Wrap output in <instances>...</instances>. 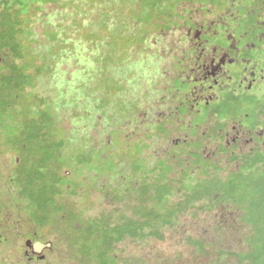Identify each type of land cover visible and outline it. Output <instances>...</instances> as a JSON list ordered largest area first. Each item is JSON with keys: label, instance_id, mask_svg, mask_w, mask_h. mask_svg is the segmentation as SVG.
<instances>
[{"label": "trees", "instance_id": "1", "mask_svg": "<svg viewBox=\"0 0 264 264\" xmlns=\"http://www.w3.org/2000/svg\"><path fill=\"white\" fill-rule=\"evenodd\" d=\"M155 1L150 0L148 11L136 17L134 21L121 18L120 8L115 9L116 19L107 13L109 20L105 25L112 30H118L114 33V37L118 36L117 40L140 26L142 27L140 40L147 41L150 34L157 39L158 44L162 36L157 35L152 22L150 27L153 29V34H151L147 27V23L150 22H146V19L150 18V12H164L160 4ZM142 2L145 3L144 0H129L130 6L126 7L127 11L131 12V6L134 4L143 6ZM37 3L39 6H35L36 11L41 7L42 2L37 0ZM28 5L26 0H0V130H8L9 135L5 137V141L12 145L14 153L9 154L14 161L9 175L5 178L6 192L9 196L2 212L5 215L8 212L18 215L25 210L24 215L29 216H25L26 225L31 229L37 228L36 231H26L27 235L45 242L53 240L58 252H62L59 249L64 247L67 253L66 249L69 246L71 264H133V260L123 262L118 259L116 254L118 243L125 240L137 244L145 243L150 238L156 237V230L179 224L181 216L191 210H197L196 207L203 203L235 207L232 201H236L243 205H251L254 198L249 197L248 200L236 198L241 192L244 193L243 195L249 193L252 187L258 189V192L252 193V197L258 196L260 192L264 196V166L257 165V159H253L254 157L248 155L231 157L230 161L238 160L239 165L237 169L223 176L218 164L220 161L213 163L203 156L201 151L204 147V136L198 140L193 139L197 128L201 124L211 125L212 130L207 134L210 138L219 139V133L213 132L217 128L214 126L213 117H208L210 107L203 103L195 106L191 95H184L189 85L183 82L184 76L179 72L180 68L179 71H175L176 76L171 78V82L167 85V92H170V100L167 102L159 98L163 91L154 89L153 86H150L147 92L143 84L136 86L134 83L126 84L122 85L116 95L113 83L110 84L112 88L102 81L97 85H88L87 81L86 83L82 81L78 73L66 76V68H63L65 61L59 65L58 62L56 63L58 69L54 64L47 67L36 66L40 72L52 74L56 71L50 76L49 82L43 81V75L37 76L30 72V66L25 63L24 55L28 53L35 60L36 47L30 44L31 36L25 34L19 24L13 22V17L19 15L20 10L28 12ZM28 17L30 18V15ZM38 20L50 25L52 18L46 15ZM62 28L64 27L61 26ZM46 37L48 42L52 41L49 36ZM39 44L44 46L43 42ZM135 44L138 43L135 42L132 46ZM57 48L52 47L51 44L45 51L41 50L39 52L42 56L41 60H59L62 55L61 50L57 51V55L50 54H56ZM131 49L130 46L128 52ZM152 61L155 66L159 64L157 59L153 58ZM135 69V71L129 70L128 73L144 71L143 62L137 64ZM113 73H116L115 77L111 75L110 78L117 79L123 84L122 73L115 68ZM140 78L143 79L142 76ZM36 85L47 88L52 86L49 91L51 94L47 93L46 96L48 99L53 97L55 91L58 92L54 105L39 110L32 108L29 112L22 107L14 110L15 113L11 111L16 104L13 102L26 100L29 94L34 98L32 89ZM164 93L166 94V90ZM178 94L179 98L176 100L175 96ZM148 97L150 100L158 98L148 104L150 110L145 109L147 104L145 99L149 100ZM71 100L84 105H79V110L76 109L70 114L77 115L79 123L88 121L90 124L81 126L76 122L72 128L63 126L64 129H58L63 131L62 136H59L58 123L55 124L54 119L63 117L70 107L76 105L71 104ZM166 107L170 116L156 118L155 114ZM212 109L216 112L217 121L220 120L219 125L221 123L223 125V121L229 116H235V109L230 110L228 104L222 101ZM149 119L156 129H152V132L151 130H143V132L149 136L155 133L154 135L158 137L157 145L149 143L151 141L149 137L144 141H136L142 148L141 151L131 150L136 131L139 132ZM99 126H102L101 129H98ZM80 127H83L84 132L88 128L92 133L98 129L99 136L109 133L110 141L104 139L102 144L91 147L88 144L72 145L71 142L78 137L89 136L90 141L94 140L92 133L83 134L79 130ZM181 127L186 129L187 136H192L191 139H180V134L183 133ZM130 128L133 130L129 134ZM51 129L55 134L52 135V139L49 137ZM171 138H174L175 145L169 143ZM28 149L34 154L29 153ZM150 149L156 151L162 149L167 153L162 157L153 154L146 156V150ZM153 159L155 162H162V167L152 165ZM193 159L196 162L193 168L185 171V167L189 166V161ZM128 164L130 166L127 170L130 176L125 174L124 167ZM85 168L97 172V181L103 176L116 177L119 182L116 187H124L122 194L113 195L120 208L114 207L110 211H104L98 217H86L85 207H80L79 200H69L68 195L73 196L82 191L81 179ZM172 172L176 173L175 177H170L169 174ZM231 176L235 177L231 178ZM176 192L181 195L172 202ZM132 193L136 195V199L130 197ZM81 200L87 199L83 195ZM23 201L26 202L28 210L22 208ZM9 204H13L12 208L8 207ZM12 224L15 229L16 222ZM195 247L201 252L206 246L198 243Z\"/></svg>", "mask_w": 264, "mask_h": 264}, {"label": "rangeland", "instance_id": "2", "mask_svg": "<svg viewBox=\"0 0 264 264\" xmlns=\"http://www.w3.org/2000/svg\"><path fill=\"white\" fill-rule=\"evenodd\" d=\"M26 1L29 4L27 7L28 12L20 10L19 15L13 17V22L19 24L25 34L31 36L30 44L36 47L35 60L26 53L24 55L25 63L30 66V72H33L37 76L43 75V81L49 82L50 76L55 74L56 71L52 74L45 71L40 72L36 69V66L44 65V67H47L54 64L58 69L59 63L65 61L63 68H66V76H73L78 73L81 75L82 81L85 83L87 81L88 85H97L100 81L109 86L113 83V90L115 89L116 95L119 93L118 91L122 85L126 84L134 83L135 86L143 84L146 90L150 86H153L154 89L163 91L159 98L165 99L167 102V100H170V92H167V85L171 82V78L176 76L175 71L182 68V65L179 63L180 53L185 49L188 40H193L195 45L200 43L198 37L192 39L190 30L195 29L193 22L189 18V15L183 14V12L192 8L193 4L191 2L196 3V0L155 1L160 4L164 12L167 10L166 13L150 12V18L146 19V22H150V24L147 23L150 33L153 34L154 29L158 33L157 35L162 36L158 44L157 39L153 38L150 34L147 41L140 40V28H142L140 26L133 29L132 32L125 33L124 37L117 40L118 36L114 37V33L118 30H112L111 27L108 28L105 25V22L109 20L108 14H111L110 16L116 19L115 9L118 8L122 12L121 18L134 21L136 17L148 11L150 0H144L145 3L142 2L143 6L134 4L131 6V12L127 11L126 8L130 6L128 5L129 0H41V7L38 8V11L35 9L36 5L39 6L38 3L36 4L37 0ZM141 11L142 13H140ZM29 15L30 18L28 17ZM46 15L52 18L51 21L49 20L50 25H46L38 20L40 17H45ZM59 21L62 23H59ZM151 22L153 23V29L150 27ZM184 24L185 26L183 27ZM60 25L64 28L61 29ZM122 32H124V29ZM107 34H109L108 37L106 36ZM46 35L52 41L48 42ZM209 35L211 33L207 32L204 39L209 38ZM39 41L43 42L44 46L39 44ZM135 42L138 44L132 46ZM153 43L155 45H152ZM51 44L52 47L58 48L56 49V54H50L52 56L57 55V51L61 50L62 55L60 59L41 60L42 56L39 52L41 50L45 51ZM130 46L132 49L128 52ZM48 57L50 58L51 56L48 54ZM43 58H45L44 55ZM153 58L159 60L157 66L154 65ZM57 62L58 65L56 64ZM141 62H143L144 71L128 73L129 70L135 71V67ZM114 68L122 73L123 84H120L117 79H113L116 74L113 73ZM88 69L92 71L88 72ZM180 73L183 75L182 72ZM111 75L113 78H110ZM141 76L143 79L140 78ZM51 89L52 86L47 88L42 85H36L32 89V93L35 94L34 98L29 94L28 99H20L13 102V104H16L13 105L14 107L11 111L17 110L18 107L25 108L28 112L32 108H37L38 110L39 108H51V105H54L55 97L58 95V92L55 91L53 97L48 99L46 96L47 93L51 94L49 92ZM164 90H166V94ZM36 94L41 97H38ZM139 97L142 98L141 96ZM178 98L179 94L175 96L176 100ZM148 99H145L147 103L145 106L146 110H150L148 104H151L152 100H158V98L150 100V97ZM72 100L70 103L76 105L70 107L63 117L54 119L55 124L58 123L57 132L59 136L63 134L62 130L58 131L59 128H63V126L72 128L76 122L79 123L77 115H71L70 113H74L76 109L79 110V105L84 104ZM169 116L170 113L167 107L165 109L162 108V110H159L155 114L156 118H167ZM151 122L149 119V122L142 126L139 132L136 131L131 143V150L141 151L142 148L137 145L136 141H144L149 137L152 141L149 143L157 145L158 137L154 135L155 133L149 136L143 132V130H151L152 132V129H156ZM79 124L87 126L90 122L84 121L83 123L82 121ZM101 127L99 126L98 129H101ZM197 129L196 136L193 139L198 140L204 136V147L201 152L207 160L213 163L220 161L218 164H220L221 175H228L230 171L237 169L239 161H230L231 155L227 153V149L224 147V137L218 136L220 139H217V137L210 138L207 135L208 125ZM79 130L83 134L92 133L88 128H86L85 132L83 127H80ZM97 130L92 133L94 140L91 139L90 141L89 136H85L84 138L78 137L71 144L76 146L88 144L91 147L95 144H102L104 139L110 141L108 139L109 133L99 136ZM131 130L133 128L128 130L129 134ZM180 130L183 131L180 134V139H191L192 136H187L184 127H181ZM8 135V130H0V264H71L69 246L66 249V251L68 250L67 253L64 247L59 249L62 252H58L54 247L53 240L45 242L39 240L40 238H31V236L27 235L26 231H36L37 228L31 229L26 225L25 216H29L24 215L25 210H22L23 212H20L18 215H12L11 212L5 215L2 212L3 207L7 205L6 202L9 196L6 192L5 178L9 175L14 161V158L9 155L14 154L12 152L13 147L5 141V137ZM52 135H55L53 134V129L49 131L51 139ZM173 139L171 138L169 143L175 145L176 142ZM115 145L117 146V142ZM28 152L34 154L31 149H28ZM165 153L167 152L162 149L157 151L153 149L146 150V156L153 154L156 157H162ZM151 163L152 165L162 167V162L160 161L155 162L153 159ZM195 163L194 159L190 160L189 166L185 167V171L188 168L192 169ZM129 166L128 164L124 167L126 170L125 174L128 176H130L127 170ZM96 173L94 170L85 168L81 179L82 191L78 194H73V196L68 195L69 200H79L80 207H85L86 217H98L104 211H110L114 207L120 208L119 203L113 199V195H120L124 191V187H116L119 183L116 177L103 176L97 181ZM175 174L172 172L169 175L170 177H175ZM234 177L231 176V178ZM255 191L258 192V189L252 187L249 193L246 192L243 195L244 193L241 192L236 198L239 200H244L245 198L248 200L249 197L250 199L254 198L251 205H243L236 201H232L235 207L219 204L215 206L203 203L196 207L197 210H191L181 216L179 224L173 227H165L162 230H156V237L150 238L145 243L137 244L131 240L118 243L116 245L117 257L123 262L133 260V264H264V196L260 192L258 196L252 197L251 195ZM83 192L84 194H82ZM83 195L87 200H81V196L83 197ZM180 195L181 193L176 192L172 198V202L177 200ZM130 197L136 199V195L133 193ZM233 197L235 198L234 195ZM12 206L13 204L8 205L9 208H12ZM22 206V208L28 210L26 202L23 201ZM12 222H16L17 227L15 229ZM13 232L14 234H11ZM18 234L19 237L17 238ZM198 243H203L206 246L201 252L197 251L195 247ZM28 246H30L29 251H27ZM29 256L36 259L30 261ZM41 257L45 261H42Z\"/></svg>", "mask_w": 264, "mask_h": 264}, {"label": "flooded vegetation", "instance_id": "3", "mask_svg": "<svg viewBox=\"0 0 264 264\" xmlns=\"http://www.w3.org/2000/svg\"><path fill=\"white\" fill-rule=\"evenodd\" d=\"M191 3L192 8L183 14L189 15L193 22L192 39L198 37L200 43L195 45L193 40H188L180 53L182 68L178 71L183 73V82L189 85L184 95H191L195 106L203 103L210 107L208 117H213L217 128L213 132L224 137V147L231 157L248 155L263 167L264 0ZM207 32L211 35L204 39ZM221 101L230 110L235 109V116H229L223 125L218 124L220 120L217 121L212 109ZM210 130L212 127L208 125L207 131ZM34 259L29 256L30 261Z\"/></svg>", "mask_w": 264, "mask_h": 264}, {"label": "water", "instance_id": "4", "mask_svg": "<svg viewBox=\"0 0 264 264\" xmlns=\"http://www.w3.org/2000/svg\"><path fill=\"white\" fill-rule=\"evenodd\" d=\"M29 250H30V246L27 247V251H29Z\"/></svg>", "mask_w": 264, "mask_h": 264}]
</instances>
